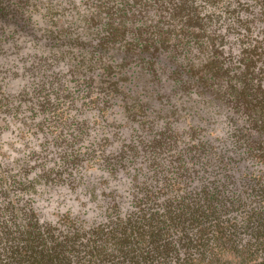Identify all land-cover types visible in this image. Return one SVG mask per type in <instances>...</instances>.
<instances>
[{
    "label": "trees",
    "instance_id": "16d2710c",
    "mask_svg": "<svg viewBox=\"0 0 264 264\" xmlns=\"http://www.w3.org/2000/svg\"><path fill=\"white\" fill-rule=\"evenodd\" d=\"M0 264H264V0H0Z\"/></svg>",
    "mask_w": 264,
    "mask_h": 264
},
{
    "label": "rangeland",
    "instance_id": "374dc122",
    "mask_svg": "<svg viewBox=\"0 0 264 264\" xmlns=\"http://www.w3.org/2000/svg\"><path fill=\"white\" fill-rule=\"evenodd\" d=\"M217 130H219V129H217ZM217 132H218V131H217ZM12 139L15 140L14 138H12ZM6 140H10V137H7Z\"/></svg>",
    "mask_w": 264,
    "mask_h": 264
}]
</instances>
